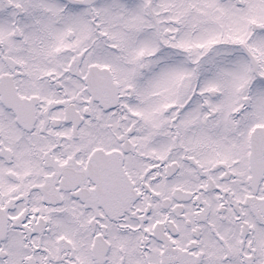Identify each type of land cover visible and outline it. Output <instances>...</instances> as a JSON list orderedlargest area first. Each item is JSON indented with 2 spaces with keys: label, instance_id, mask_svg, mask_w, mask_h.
<instances>
[{
  "label": "snow or ice",
  "instance_id": "snow-or-ice-1",
  "mask_svg": "<svg viewBox=\"0 0 264 264\" xmlns=\"http://www.w3.org/2000/svg\"><path fill=\"white\" fill-rule=\"evenodd\" d=\"M0 264H264V0H0Z\"/></svg>",
  "mask_w": 264,
  "mask_h": 264
}]
</instances>
